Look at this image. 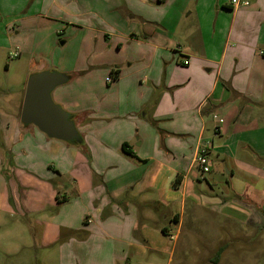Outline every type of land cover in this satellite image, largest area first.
<instances>
[{"label":"crops","instance_id":"0c3cea01","mask_svg":"<svg viewBox=\"0 0 264 264\" xmlns=\"http://www.w3.org/2000/svg\"><path fill=\"white\" fill-rule=\"evenodd\" d=\"M241 1L0 0V264H169L188 207L264 240V0ZM72 36V65L39 57ZM43 70L80 145L20 123L17 79Z\"/></svg>","mask_w":264,"mask_h":264},{"label":"rangeland","instance_id":"374dc122","mask_svg":"<svg viewBox=\"0 0 264 264\" xmlns=\"http://www.w3.org/2000/svg\"><path fill=\"white\" fill-rule=\"evenodd\" d=\"M66 33L68 34V32ZM77 39V36L69 37L67 44H56V46L44 51L43 56L39 57L48 58L54 63L60 59L69 60V64L72 65L73 60L78 53ZM34 54L37 56L39 55V52H32L31 56L33 57ZM7 59L10 66V73H14L15 75H18L22 66L24 68L26 62L28 63L29 61V58L26 60L24 56ZM38 59L39 58L36 59V62ZM101 59H103L101 61H104L101 65H106V62L109 61L107 56L102 57ZM107 69L108 68H104L103 66L99 68L98 71L92 72L96 81L97 75L100 77L102 76V78L108 76L109 71H107ZM0 76L5 80L6 77H9V74H6L5 77L4 68H0ZM106 77L104 78V81ZM26 78L19 77L17 81L22 79L20 81L24 83ZM22 82L15 84L19 85L17 86V90L22 88ZM100 90L103 91L102 89ZM20 105L21 99L19 98L18 113ZM0 148H2L1 145ZM34 152L35 151H32V153ZM82 155L83 158H105L103 153L99 152L97 148H93L92 153H83ZM2 158L1 170H3L4 162H9L11 156H9L8 153L6 156H3L2 154ZM221 190L231 193L230 189L228 187L226 188V185L224 184L219 185L218 190H216L215 193L218 194ZM190 209L191 208L189 207L186 209L179 230L173 231L175 238L174 246L172 248V257L169 260V264H213L212 260L217 252V248L223 245H226V247L222 252L223 259L220 264H264V240L260 239L261 232L258 230L251 231V229L243 226H230L229 223L219 215L205 212L203 210H200L197 214H193ZM249 231H251V233ZM248 232L249 235L246 236V233ZM23 239L25 240V237H23ZM169 249L170 248L166 250L164 256L165 260H167Z\"/></svg>","mask_w":264,"mask_h":264},{"label":"water","instance_id":"95a60500","mask_svg":"<svg viewBox=\"0 0 264 264\" xmlns=\"http://www.w3.org/2000/svg\"><path fill=\"white\" fill-rule=\"evenodd\" d=\"M65 74L53 70L31 73L25 84L20 108L22 126H33L46 137L65 143L80 141L73 118L51 98V92L68 81Z\"/></svg>","mask_w":264,"mask_h":264},{"label":"built area","instance_id":"2783aa9c","mask_svg":"<svg viewBox=\"0 0 264 264\" xmlns=\"http://www.w3.org/2000/svg\"><path fill=\"white\" fill-rule=\"evenodd\" d=\"M231 4L234 6V7H240V6H243V7H247L249 5V3L247 1H241V0H230ZM18 56V53L17 52H12L10 55H9V58H15ZM184 65H187V61H184L183 62ZM106 82H111L112 81V78L111 77H107L105 79ZM207 153V148L206 147H200L197 151V155H196V158H195V163L199 166V168L206 172L207 171V160L205 158V155Z\"/></svg>","mask_w":264,"mask_h":264},{"label":"trees","instance_id":"16d2710c","mask_svg":"<svg viewBox=\"0 0 264 264\" xmlns=\"http://www.w3.org/2000/svg\"><path fill=\"white\" fill-rule=\"evenodd\" d=\"M111 71H112V73L114 74L115 78H117V76H118V71H116V70H111ZM81 141H82V138L80 137V141H79L78 143H75V144H79V145H80V144L82 143ZM125 147H126L125 145L122 146V151H123L124 153H126V149H125ZM161 232L164 233V234L166 233L164 229H162ZM221 251H222V249L220 248V250H218V252H217V255H219Z\"/></svg>","mask_w":264,"mask_h":264}]
</instances>
